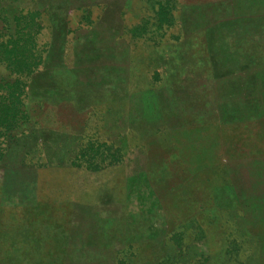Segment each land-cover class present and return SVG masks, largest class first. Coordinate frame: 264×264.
Listing matches in <instances>:
<instances>
[{
    "label": "rangeland",
    "instance_id": "obj_1",
    "mask_svg": "<svg viewBox=\"0 0 264 264\" xmlns=\"http://www.w3.org/2000/svg\"><path fill=\"white\" fill-rule=\"evenodd\" d=\"M156 1L0 0V36L36 11L46 52L25 81L33 133L0 163V264H115L129 245L126 263L147 264L180 231L183 261L227 264L230 240L231 264L264 259L239 242L264 246V0H176L166 22ZM78 135L120 142L122 161L23 165L40 144L62 158ZM197 204L211 218L195 242Z\"/></svg>",
    "mask_w": 264,
    "mask_h": 264
},
{
    "label": "trees",
    "instance_id": "obj_2",
    "mask_svg": "<svg viewBox=\"0 0 264 264\" xmlns=\"http://www.w3.org/2000/svg\"><path fill=\"white\" fill-rule=\"evenodd\" d=\"M176 0H157L153 6L156 7L154 17L158 21H167L170 19V8ZM172 5V6H171ZM19 18V17H18ZM17 18V19H18ZM16 19V20H17ZM42 26L39 19V13L36 11L27 12L20 17L19 23L14 26L12 34L0 36V63L4 65L7 73L12 77L10 80L0 79V163L7 151L11 141L16 134L23 137L28 134L32 135L34 124H29V110L25 108L24 102L26 99V82L30 76L36 72L41 65L42 56L46 53L42 45L38 44V35ZM74 144L63 155L62 158H55L54 161H49L43 156L42 144L31 150H26L22 154L23 165L35 168L39 171L45 169H76L83 170L89 173H100L109 167H113L122 161L123 145L118 141L100 140L98 138H88L84 141L81 135H78L73 140ZM63 159V161H61ZM200 203V202H198ZM264 212V204L262 205ZM207 206L197 204L196 210L192 215L193 224V241H201L202 235L201 223H205L211 218ZM247 241L255 244V251L259 257L264 254V246L261 249L256 238L250 235L239 240L240 244ZM184 238V231L171 232L168 237V248L170 250L162 253L160 259L155 262V258L148 259L147 264H206L208 258L203 255L193 256L192 263L183 261L182 258L188 245ZM234 240H230V244L224 249V254L227 255V264L230 259L235 260L237 257L238 245ZM130 249H137L129 245L125 249L119 250L116 254L121 257L125 256L128 262L130 257H127ZM170 252V253H169ZM124 260L118 261L115 264H127ZM247 257L238 264H246ZM248 263V262H247ZM254 264H264V259L256 260Z\"/></svg>",
    "mask_w": 264,
    "mask_h": 264
}]
</instances>
